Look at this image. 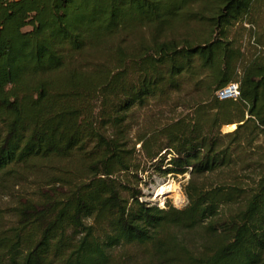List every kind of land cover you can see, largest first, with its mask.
I'll list each match as a JSON object with an SVG mask.
<instances>
[{"label": "trees", "instance_id": "trees-1", "mask_svg": "<svg viewBox=\"0 0 264 264\" xmlns=\"http://www.w3.org/2000/svg\"><path fill=\"white\" fill-rule=\"evenodd\" d=\"M261 17L264 0H0V188L39 177L0 208V264H264ZM150 101L180 113L132 142ZM138 157L188 174L183 208L142 200Z\"/></svg>", "mask_w": 264, "mask_h": 264}, {"label": "rangeland", "instance_id": "rangeland-1", "mask_svg": "<svg viewBox=\"0 0 264 264\" xmlns=\"http://www.w3.org/2000/svg\"><path fill=\"white\" fill-rule=\"evenodd\" d=\"M260 22L261 23L259 25L264 24L263 17H261ZM184 98L186 99L187 97L181 96V99ZM179 113V108L174 110L169 106H165V104L153 101H150L149 104L142 109H136L130 120V138L132 142L137 139L136 137L138 134L150 130L153 125L156 126L173 119ZM230 131L231 130H229L227 126L222 128L223 133ZM138 149L139 145L136 146V150ZM138 159L142 162V168L146 170L145 173H139V177L142 178L140 188L143 190L145 195L142 200L150 203L151 205H157L160 208L169 204L178 209L183 208L186 205V197L183 193V186L189 179L188 174L177 177H172L171 175L159 177L156 174L151 173V168H149L147 164H144V160L141 157H138ZM52 173L55 172L52 171ZM52 176L54 175H50L51 179L53 178ZM38 179L39 177H27L19 181L9 182L4 188H0V208L6 209L14 206L19 197L31 195L33 190L37 187ZM162 186L166 188L169 186L170 188L158 195L159 190L161 189L159 187Z\"/></svg>", "mask_w": 264, "mask_h": 264}, {"label": "built area", "instance_id": "built-area-1", "mask_svg": "<svg viewBox=\"0 0 264 264\" xmlns=\"http://www.w3.org/2000/svg\"><path fill=\"white\" fill-rule=\"evenodd\" d=\"M246 26L249 27V25ZM215 95L219 101H235L239 98V84L237 82H231L217 91Z\"/></svg>", "mask_w": 264, "mask_h": 264}, {"label": "bare ground", "instance_id": "bare-ground-1", "mask_svg": "<svg viewBox=\"0 0 264 264\" xmlns=\"http://www.w3.org/2000/svg\"><path fill=\"white\" fill-rule=\"evenodd\" d=\"M159 188H161L160 190H159V193H158V195H160V194H162L166 189H168V188H170L169 186L166 188V187H159ZM171 188H172V186H171ZM170 190V189H169ZM158 192V191H157ZM163 196V195H162ZM156 199V198H155ZM176 201V200H175Z\"/></svg>", "mask_w": 264, "mask_h": 264}, {"label": "crops", "instance_id": "crops-1", "mask_svg": "<svg viewBox=\"0 0 264 264\" xmlns=\"http://www.w3.org/2000/svg\"><path fill=\"white\" fill-rule=\"evenodd\" d=\"M236 127V126H235Z\"/></svg>", "mask_w": 264, "mask_h": 264}]
</instances>
